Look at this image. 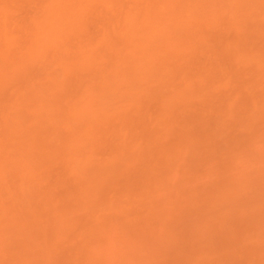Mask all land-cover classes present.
<instances>
[{"label":"rangeland","instance_id":"1","mask_svg":"<svg viewBox=\"0 0 264 264\" xmlns=\"http://www.w3.org/2000/svg\"><path fill=\"white\" fill-rule=\"evenodd\" d=\"M0 264H264V0H0Z\"/></svg>","mask_w":264,"mask_h":264}]
</instances>
